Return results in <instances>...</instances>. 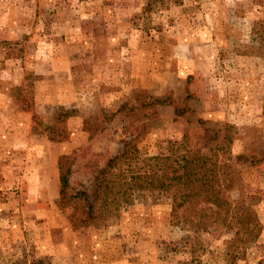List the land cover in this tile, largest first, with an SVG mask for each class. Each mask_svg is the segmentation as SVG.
Wrapping results in <instances>:
<instances>
[{"label":"rangeland","instance_id":"1","mask_svg":"<svg viewBox=\"0 0 264 264\" xmlns=\"http://www.w3.org/2000/svg\"><path fill=\"white\" fill-rule=\"evenodd\" d=\"M0 264H264V0H0Z\"/></svg>","mask_w":264,"mask_h":264},{"label":"trees","instance_id":"2","mask_svg":"<svg viewBox=\"0 0 264 264\" xmlns=\"http://www.w3.org/2000/svg\"><path fill=\"white\" fill-rule=\"evenodd\" d=\"M173 144L181 146L183 143L175 142ZM199 150L202 149H194L191 152L189 151V153L182 152L175 157L170 155L162 156V158L156 157L157 163L159 161L163 163L162 171L160 173L153 172L152 174L155 175V178H149L152 175L143 176L144 174L134 176L132 178V186L136 189H143L146 185H151L153 188H162L170 185L169 181L177 182L180 200L194 197L197 202L202 199H204L202 201H206L205 198L208 193L209 195L213 193L214 185L221 182L223 173L221 174L218 170L216 160L212 156H208L207 153ZM168 159L172 160L167 161ZM59 180L61 184L60 191L63 192L66 176L61 169ZM202 192L204 197L201 198L200 193ZM211 201H215L212 203V208L220 207L219 202H216V198ZM223 206H227V203L224 202Z\"/></svg>","mask_w":264,"mask_h":264}]
</instances>
